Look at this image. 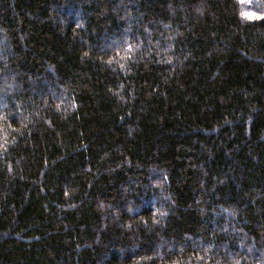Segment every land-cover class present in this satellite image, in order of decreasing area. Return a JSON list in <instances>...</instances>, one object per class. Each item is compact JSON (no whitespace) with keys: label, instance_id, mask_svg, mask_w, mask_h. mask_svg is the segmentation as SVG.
<instances>
[{"label":"trees","instance_id":"1","mask_svg":"<svg viewBox=\"0 0 264 264\" xmlns=\"http://www.w3.org/2000/svg\"><path fill=\"white\" fill-rule=\"evenodd\" d=\"M0 264H264V0H0Z\"/></svg>","mask_w":264,"mask_h":264}]
</instances>
